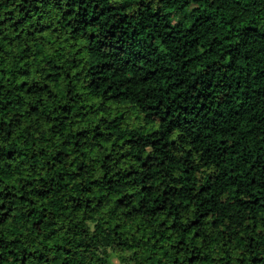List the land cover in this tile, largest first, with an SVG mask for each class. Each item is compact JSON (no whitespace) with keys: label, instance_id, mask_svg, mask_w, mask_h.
Listing matches in <instances>:
<instances>
[{"label":"trees","instance_id":"1","mask_svg":"<svg viewBox=\"0 0 264 264\" xmlns=\"http://www.w3.org/2000/svg\"><path fill=\"white\" fill-rule=\"evenodd\" d=\"M264 264V0H0V264Z\"/></svg>","mask_w":264,"mask_h":264},{"label":"rangeland","instance_id":"2","mask_svg":"<svg viewBox=\"0 0 264 264\" xmlns=\"http://www.w3.org/2000/svg\"><path fill=\"white\" fill-rule=\"evenodd\" d=\"M110 264H119L116 257L110 254Z\"/></svg>","mask_w":264,"mask_h":264}]
</instances>
